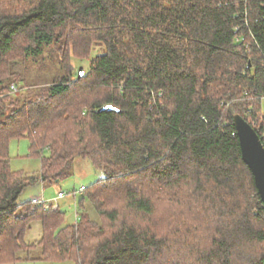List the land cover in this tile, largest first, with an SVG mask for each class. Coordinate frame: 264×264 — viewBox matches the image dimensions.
<instances>
[{
    "label": "trees",
    "instance_id": "obj_1",
    "mask_svg": "<svg viewBox=\"0 0 264 264\" xmlns=\"http://www.w3.org/2000/svg\"><path fill=\"white\" fill-rule=\"evenodd\" d=\"M53 44L68 77L23 94L17 63ZM94 47L78 79L69 63ZM263 98L264 0H0V264L36 247L48 263L264 264V206L234 127L264 146ZM21 139L36 176L10 168ZM76 160L101 177L74 223L17 202Z\"/></svg>",
    "mask_w": 264,
    "mask_h": 264
},
{
    "label": "rangeland",
    "instance_id": "obj_2",
    "mask_svg": "<svg viewBox=\"0 0 264 264\" xmlns=\"http://www.w3.org/2000/svg\"><path fill=\"white\" fill-rule=\"evenodd\" d=\"M60 45L53 44L44 49L43 54L37 59H25L18 62L21 75L25 78L24 83L19 87L23 94L28 89H39L52 85L54 80L59 78L68 77L65 62H63L62 53L59 54ZM102 48L94 47L89 59L74 58L69 63V68L77 73L81 68L83 74L87 73L90 60H92L97 53L102 52ZM21 92V93H22ZM262 110L264 111V98L261 100ZM256 125V123H254ZM29 142L26 139L19 141H12L9 146L10 168L13 171H22L27 175H38L41 166V159L30 157ZM46 155V153H45ZM71 177L61 180L58 183L50 186L36 183L35 185L28 186L20 194L17 202H31L32 200H43L47 203L57 205L61 212H64L65 222L72 224L76 219V209L79 199L83 193L80 191L81 187H88L101 177V174L92 167L88 160H76L70 169ZM58 192L64 194L61 199H56ZM41 238L40 223L34 222L31 224L30 229L27 231L25 241L27 243H36ZM22 261L16 264H74L72 262L64 263H48L41 258V248L36 247L29 252L20 253Z\"/></svg>",
    "mask_w": 264,
    "mask_h": 264
},
{
    "label": "water",
    "instance_id": "obj_3",
    "mask_svg": "<svg viewBox=\"0 0 264 264\" xmlns=\"http://www.w3.org/2000/svg\"><path fill=\"white\" fill-rule=\"evenodd\" d=\"M82 75L83 72L80 68L78 71V79H80ZM102 110L118 111L110 105L104 106L99 111ZM234 127L240 146L242 160L253 175L258 195L264 206V146L253 127L241 117L235 119Z\"/></svg>",
    "mask_w": 264,
    "mask_h": 264
},
{
    "label": "built area",
    "instance_id": "obj_4",
    "mask_svg": "<svg viewBox=\"0 0 264 264\" xmlns=\"http://www.w3.org/2000/svg\"><path fill=\"white\" fill-rule=\"evenodd\" d=\"M11 89L15 91L14 86H12ZM82 189H83V188H81V190H82ZM63 197H64V194L61 193V192H59V193L57 194V196H56L55 201H56L57 199H61V198H63ZM32 203H33V205H45V207H47V206H46L47 202H45V201H43V200H36V199H34V200H32ZM57 208H58L57 205H52V209H57Z\"/></svg>",
    "mask_w": 264,
    "mask_h": 264
}]
</instances>
